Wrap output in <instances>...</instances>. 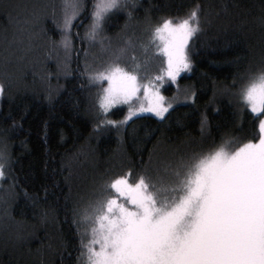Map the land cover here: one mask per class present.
<instances>
[{
  "label": "trees",
  "instance_id": "trees-1",
  "mask_svg": "<svg viewBox=\"0 0 264 264\" xmlns=\"http://www.w3.org/2000/svg\"><path fill=\"white\" fill-rule=\"evenodd\" d=\"M64 3L0 0V151L9 158L8 176L0 180V264H78L73 209L83 213L101 199L109 178L131 169L133 179L143 173L171 187L182 157L186 162L193 152L235 148L256 136L258 120L237 94L264 67V0H136L127 10L132 17L124 9L109 13L104 43L123 46L131 37L123 55L142 62L155 50L153 26L201 6L202 31L187 50L191 71L162 89L174 100L170 115L162 121L139 114L119 131L95 128L104 118L101 86L82 75L86 61L98 69L107 59L100 43L73 36L65 71L64 49L53 43L61 38L54 15L61 17ZM79 19L75 30L83 35L90 17ZM188 89L196 93L194 104L184 99ZM128 107L115 105L106 118L122 120ZM201 113L208 116L203 132Z\"/></svg>",
  "mask_w": 264,
  "mask_h": 264
},
{
  "label": "snow or ice",
  "instance_id": "snow-or-ice-1",
  "mask_svg": "<svg viewBox=\"0 0 264 264\" xmlns=\"http://www.w3.org/2000/svg\"><path fill=\"white\" fill-rule=\"evenodd\" d=\"M135 2L65 0L61 17L54 15L61 38L53 43L64 49L66 73L73 36L90 44L99 41L107 53L100 68H90L86 61L82 73L89 84L101 86L97 103L104 118L95 124L97 129L107 125L119 131L142 112L155 113L163 121L173 108L152 80L138 81L139 64L126 70L118 63L132 44L131 37L123 38V46L114 47L106 45L100 35L109 13L127 11ZM200 12L197 3L185 16L162 18L150 29L151 41H159L157 49L167 57L165 71L172 82L181 72L191 71L187 50L189 41L202 31ZM85 13L90 23L81 35L75 29ZM127 14L132 17L131 11ZM33 18L39 19L38 14L33 13ZM260 22L264 24V17ZM4 91L0 84V96ZM237 95L258 120L256 136L235 148L220 145L193 152L186 162L182 157L183 171L173 172L171 187L143 173L133 179L131 169L109 178L102 186L101 199L90 202L83 213L73 209L72 222L81 233L78 264H264V67L250 75ZM134 97L139 107L132 106ZM195 97L194 90L184 93V99L193 104ZM119 104L129 105L127 115L122 120L107 119L109 109ZM207 126L208 116L201 113V132ZM8 164V155L0 151V180L7 178ZM81 224L86 226L81 228Z\"/></svg>",
  "mask_w": 264,
  "mask_h": 264
},
{
  "label": "rangeland",
  "instance_id": "rangeland-1",
  "mask_svg": "<svg viewBox=\"0 0 264 264\" xmlns=\"http://www.w3.org/2000/svg\"><path fill=\"white\" fill-rule=\"evenodd\" d=\"M95 42H99V41H95ZM157 44H160V42L159 41L154 42L155 50H151L152 52L150 54H146L144 56L146 57V59H144V61L142 62L139 60L133 61L132 57H131V60L127 62L128 60L127 58H125L126 56L122 54L121 59L118 61V63L121 65V67H125L126 70H132L133 63L139 64L140 67L137 73L138 81H140L141 84H144V83H147L149 80H152L154 85L159 88V91L165 97V99L167 101H170L172 104H174V100L172 101L171 99L167 98L162 92V89L164 90V88H166L172 81L166 76L165 69L167 67V57L165 56L162 50L157 49ZM161 49H162V45H161ZM158 76H162L164 78L162 80H156L155 77H158ZM139 95L141 96V98L143 97V89H141V92L139 93ZM133 100L135 101V103L132 106L139 107L140 101H136L135 97L133 98ZM144 106L147 107V104L145 103ZM139 114H154L155 115V113H152V112H142V113H137L136 115H139ZM177 169L181 171V164L176 165L175 170Z\"/></svg>",
  "mask_w": 264,
  "mask_h": 264
}]
</instances>
